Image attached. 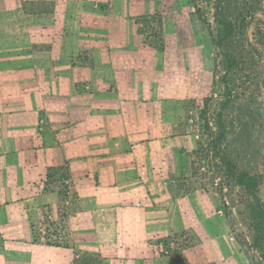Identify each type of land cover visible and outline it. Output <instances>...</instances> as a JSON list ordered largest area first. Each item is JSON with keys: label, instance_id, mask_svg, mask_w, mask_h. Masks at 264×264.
<instances>
[{"label": "crops", "instance_id": "0c3cea01", "mask_svg": "<svg viewBox=\"0 0 264 264\" xmlns=\"http://www.w3.org/2000/svg\"><path fill=\"white\" fill-rule=\"evenodd\" d=\"M151 12L149 0H0V264H154V241L214 232L207 194L170 198L176 150L148 141L162 95L136 20Z\"/></svg>", "mask_w": 264, "mask_h": 264}, {"label": "rangeland", "instance_id": "374dc122", "mask_svg": "<svg viewBox=\"0 0 264 264\" xmlns=\"http://www.w3.org/2000/svg\"><path fill=\"white\" fill-rule=\"evenodd\" d=\"M149 4L152 12L136 21L146 42L144 62H158L152 78L157 76L162 97L150 100L157 110L151 120L160 125L156 132L151 124L148 141L165 136L167 150H176L167 154L178 174L167 179L170 198L197 188L207 194L216 215L211 222L214 234L202 224L197 232L169 235L182 243L180 254L176 245L167 252L154 241V264L168 257L177 264H264L260 252L252 248L256 200L222 164L229 160L237 173L258 175L264 170V48L254 36L257 26L262 22L264 26V0H149ZM160 41L164 51L149 46ZM258 195L264 200V185Z\"/></svg>", "mask_w": 264, "mask_h": 264}, {"label": "trees", "instance_id": "16d2710c", "mask_svg": "<svg viewBox=\"0 0 264 264\" xmlns=\"http://www.w3.org/2000/svg\"><path fill=\"white\" fill-rule=\"evenodd\" d=\"M144 19H147L151 21V17H143ZM158 26H161L162 28V20L160 17H158ZM263 23V22H262ZM262 23L257 26V29L254 33L256 44L259 46H262L264 48V26H262ZM231 25V24H230ZM232 31V26L230 27ZM161 32L159 31L158 36L160 37ZM149 46L154 47L155 49H158L160 51L164 50V44L162 41H160L159 44H154V43H149ZM221 139H223L224 135H221ZM226 163L227 165V175L230 176L231 179L235 180L236 183L241 186L247 194H249L251 197H253L256 200L257 203V212L255 216L252 218V229L254 231V238H253V245L252 248L256 249L258 252L261 254V258L264 259V200H261L258 191L261 186L264 185V170L263 173L258 174V175H253L250 174L247 171H242L240 173L235 172V166L230 162L229 160H222V164ZM54 175L53 174H48L47 181L49 179L51 181L46 183V190H58L60 195L63 196V198L66 196V190L67 187L64 185L63 180L58 179L54 180L53 179ZM63 177H68V173H63ZM177 237H165L160 241V243L163 244V246L166 248L167 252L168 249L173 245H176V249H178V253L180 254L181 248H182V243ZM173 240V241H171ZM37 241V240H35ZM46 245H61L58 243H53V242H43ZM241 244H244L241 242ZM67 247V245H65ZM168 256L169 254H165ZM94 259V262H91ZM75 264H103V260L93 254H84L80 258L76 260Z\"/></svg>", "mask_w": 264, "mask_h": 264}, {"label": "built area", "instance_id": "2783aa9c", "mask_svg": "<svg viewBox=\"0 0 264 264\" xmlns=\"http://www.w3.org/2000/svg\"><path fill=\"white\" fill-rule=\"evenodd\" d=\"M160 244H162V243H160ZM160 244H159V245H160Z\"/></svg>", "mask_w": 264, "mask_h": 264}]
</instances>
